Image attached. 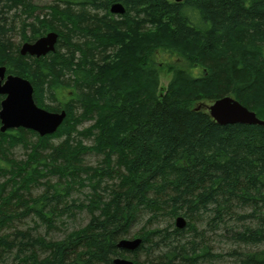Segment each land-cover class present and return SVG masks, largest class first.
<instances>
[{"label":"trees","instance_id":"16d2710c","mask_svg":"<svg viewBox=\"0 0 264 264\" xmlns=\"http://www.w3.org/2000/svg\"><path fill=\"white\" fill-rule=\"evenodd\" d=\"M116 2L124 14L111 13ZM51 31L55 51L20 53ZM1 65L31 81L40 106L67 112L53 134L0 130L1 261L203 264L226 252L233 264H264V125L220 124L207 108L232 96L264 120V0H0ZM75 206L90 221L57 241L13 226L33 217L50 231ZM135 237L136 250L118 247Z\"/></svg>","mask_w":264,"mask_h":264},{"label":"water","instance_id":"95a60500","mask_svg":"<svg viewBox=\"0 0 264 264\" xmlns=\"http://www.w3.org/2000/svg\"><path fill=\"white\" fill-rule=\"evenodd\" d=\"M183 1V0H176ZM111 13L124 14L126 7L120 3H114ZM59 33L55 31L39 37L33 42H24L21 45L22 55L41 57L55 51ZM0 96L3 97L0 108V121L2 132L9 129L25 128L44 136L53 134L64 122L66 110L51 111L40 106L34 98L32 83L19 75L7 73L5 65L0 66ZM208 110L216 122L220 124L245 123L264 125L256 112L244 106L232 96H225L208 105ZM186 219L183 216L177 218V227L184 228ZM142 244V238H122L118 247L126 251H134ZM114 264H136L132 259L118 256L114 258Z\"/></svg>","mask_w":264,"mask_h":264},{"label":"rangeland","instance_id":"374dc122","mask_svg":"<svg viewBox=\"0 0 264 264\" xmlns=\"http://www.w3.org/2000/svg\"><path fill=\"white\" fill-rule=\"evenodd\" d=\"M53 1L54 0H33V3L38 6H44V5L51 4ZM100 14L103 15L104 12H101ZM18 19H20L19 15H18ZM17 31L20 32L19 29ZM19 32L17 36L13 38V41L21 44V35ZM172 58H177V57H172ZM170 78H171V73H169L166 68H163L162 73H161V89L162 90L166 88ZM92 123H93L92 120H86L78 126V129L83 130V129L89 128ZM81 139L83 140L82 142L84 143L85 146H91L94 142L93 137H90V138L81 137ZM25 150L26 149L23 148L22 146H17L12 150V152H13L14 157L18 159H23L25 158ZM84 158L88 165H95L97 164L100 156L94 152H88L84 155ZM41 191H42V188L37 187V186L32 189V193L34 195L41 193ZM89 192H90L89 186L84 187V188H80V187L77 188L73 192L72 198L68 200V203L72 204L73 199L76 201L75 203L83 202L86 199V195H88ZM147 217L148 216H145L143 221L142 220L139 221L133 227L132 235H131L132 237L135 235V233L141 230V228L143 227L144 221L146 220ZM89 221H90V214L88 213V211L86 209H82V210L77 209V206H75L73 208L72 207L66 208V210L62 213L60 222L56 223V226L52 228L50 231L49 229L47 230L45 227L41 226L39 223L34 221L33 217H28L25 220V222H22L20 224H14L13 226L15 227L18 226V228H26L27 226H30V228H35L38 234H41L42 236L46 237L47 240L57 241V240L62 239L66 235V233L74 229H78L80 227L85 226ZM36 225L38 227H36ZM15 227H11L9 229H15ZM222 239L223 238H218L217 236H215L216 242L214 246H217V247L220 246V248H222L221 251H225L224 248L229 247L228 245L229 243L226 241L222 242ZM218 252L220 251H217L216 253ZM223 254L224 256L213 257V259L203 264H233V259L230 258V256L226 254V252ZM40 255H41V258H43L46 255V253L41 252ZM142 259H144V256H141V260ZM0 264H17V263L12 259V256H10L4 262L0 260Z\"/></svg>","mask_w":264,"mask_h":264},{"label":"bare ground","instance_id":"6f19581e","mask_svg":"<svg viewBox=\"0 0 264 264\" xmlns=\"http://www.w3.org/2000/svg\"><path fill=\"white\" fill-rule=\"evenodd\" d=\"M176 224H177V221H176Z\"/></svg>","mask_w":264,"mask_h":264}]
</instances>
